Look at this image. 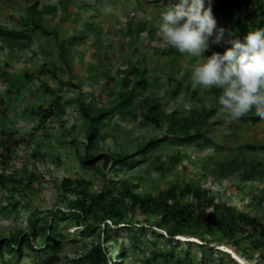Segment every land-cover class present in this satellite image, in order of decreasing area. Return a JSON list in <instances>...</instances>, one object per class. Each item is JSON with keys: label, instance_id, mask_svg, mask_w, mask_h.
I'll return each instance as SVG.
<instances>
[{"label": "rangeland", "instance_id": "rangeland-1", "mask_svg": "<svg viewBox=\"0 0 264 264\" xmlns=\"http://www.w3.org/2000/svg\"><path fill=\"white\" fill-rule=\"evenodd\" d=\"M241 2L212 0L217 25L231 32L233 38L264 34V27L257 29L260 18L256 11L259 5L264 9V0L246 10ZM167 3L0 0V139L8 137L11 142L7 157L0 146V239L35 232L62 211L67 216L56 218L57 232L63 237L55 264H94L90 254L95 247L114 264H174L178 260L190 264H264V240L260 248L253 247L260 233L239 235L237 243L226 245L217 242L216 229L191 222L170 242L167 229L172 224L164 227L157 216L141 213L125 197V215L118 227L111 220L105 221L104 227L113 236L105 241L102 223L92 213L83 222L75 211L77 192L82 189L63 186L64 178L83 180L88 194L101 195L109 203L113 197L122 198L126 189L149 197L171 186L190 185L210 200L228 203L264 225V175H243L245 161L264 165V119L253 114L241 122H231L220 112V90L215 93L214 87H193L191 72L200 58L166 47L158 31L159 14ZM32 18L48 33L35 27ZM25 29L27 35L20 39L3 34ZM228 46L212 44L205 55L222 54ZM133 67L142 73L134 69L130 73ZM126 75L130 86L142 79L146 87L138 90L130 114L114 113L99 125L103 138L97 141L94 153H123L125 159H140L135 155L140 143L167 134L164 121L159 127L144 118L140 104L146 98L166 114L174 111L190 117L208 111L204 130L210 144H181L168 135L132 169L105 168L101 163L98 170L83 168L85 124L75 99L87 92L98 107H109L124 90ZM57 98L60 107L44 119V109ZM230 159L238 165L227 177H219V166ZM184 200L190 202L193 197ZM191 232H196L193 238L201 246L182 241L192 236ZM34 242L39 244L38 237ZM121 243L125 250L119 259ZM218 246L229 249V253ZM154 251L174 255L153 259ZM3 259L10 264L43 262L26 249L22 255L5 254Z\"/></svg>", "mask_w": 264, "mask_h": 264}, {"label": "trees", "instance_id": "trees-1", "mask_svg": "<svg viewBox=\"0 0 264 264\" xmlns=\"http://www.w3.org/2000/svg\"><path fill=\"white\" fill-rule=\"evenodd\" d=\"M241 6L244 10L260 0H241ZM36 5L31 6V12L34 16L36 12ZM256 11H259V24L257 29L264 27V9L261 5L256 7ZM32 23L35 27L41 28L45 33H48L36 18H32ZM6 36L20 39L27 35V30L11 31L10 33H3ZM62 46V45H61ZM141 74L142 71L136 67L131 69V72ZM130 79L125 76L123 79L124 90L119 92L114 102L109 107H98L95 104V98L91 94L85 92L80 97L75 99V107L84 119L85 124V151L81 158V165L85 169L98 170V166L101 163L103 167H110L111 169L122 170L129 167L133 168L135 164L148 157L151 150L158 147L162 142L168 139V135L171 136V140L178 141L181 144H197L201 147L208 146L210 144V138L206 136L205 127L208 124L207 117L209 112L203 111L200 115H193L190 117L179 116L177 112H171L166 114L160 110L156 102L150 101L148 98L142 101L140 107L143 108V116L146 120L154 122L157 126H161L162 121L167 124L166 135L162 137L150 138L147 141L140 143L136 147L135 155L141 157L132 158L129 156L127 159L126 154H110L107 152L94 153L93 150L97 146V141L102 139L103 136L99 134L98 127L105 121L110 120L112 114L116 113L118 116L130 114L135 104L137 92L139 89L146 87L145 80H137L134 85L131 84ZM218 89L214 88V92L218 93ZM49 109H44V119L51 116L60 107V100L55 99ZM192 112V111H191ZM258 119V118H257ZM170 140V139H169ZM0 146L2 147L6 157L11 150L10 139L1 138ZM237 162L230 159L226 164L219 166L217 175L219 177H227L237 166ZM244 165V177L251 178L257 175H264V165L262 162H243ZM75 185L76 188H81L82 191H78L79 201L75 206V211L81 215L83 222L88 219V216L92 213L93 217L102 223V233L105 234V241L111 240L112 235L110 230L104 227L105 221H112L115 227L124 218L125 211L122 203H124V197L128 198L133 207H138L141 213L151 214L159 218V222L168 227L172 224L171 228L167 229V235L169 241H174V236L179 235L182 232V228L191 222L197 225H203L204 227L213 228L218 231L220 240L218 243H225L226 245L237 243L236 238L239 235H244L248 232L252 234L260 233L259 240H253V247L260 248L264 238V225H261L257 218L249 216L246 212L238 211L228 203H218L205 197V193L200 189H192L190 185H185L183 188L177 186H171L165 191L159 192L156 195L149 197H141L138 194L130 192L126 189L123 192L122 198H112V202L105 203L103 196H93L86 192V182L83 180H71L69 178L63 179V186L68 189ZM192 195L193 201H185V197ZM95 208V210H93ZM59 215L56 217L54 214L49 220L43 222L39 228L35 229V232L21 233L16 236L0 239V264H10L7 260L3 259L5 254L22 255L23 250L26 249L29 253H35L38 259H41L42 264H55L59 261L58 251L62 248L61 238L63 234H59L57 231L56 218L64 219L67 213L58 211ZM248 229V230H247ZM196 232H191L194 236ZM197 235V234H196ZM39 239V244H36L35 239ZM176 243L180 240L175 239ZM261 240V241H260ZM221 241V242H220ZM201 246V243L188 242ZM119 259L123 257L124 245L118 244ZM213 251V250H212ZM40 252H46L44 255H40ZM172 252L163 253L160 251H154L153 259H170L173 256ZM92 262L94 264H114L105 258L99 247L93 248ZM41 264V263H39ZM118 264V262H115ZM149 264V262H148ZM174 264H190L184 261L178 260Z\"/></svg>", "mask_w": 264, "mask_h": 264}, {"label": "clouds", "instance_id": "clouds-1", "mask_svg": "<svg viewBox=\"0 0 264 264\" xmlns=\"http://www.w3.org/2000/svg\"><path fill=\"white\" fill-rule=\"evenodd\" d=\"M211 5L212 0H168L159 14V34L166 47L200 58L191 72L193 87L220 90L222 115L234 123L253 114L264 119V34L233 38L217 25ZM222 42L230 45L222 54L205 55L212 44Z\"/></svg>", "mask_w": 264, "mask_h": 264}, {"label": "bare ground", "instance_id": "bare-ground-1", "mask_svg": "<svg viewBox=\"0 0 264 264\" xmlns=\"http://www.w3.org/2000/svg\"><path fill=\"white\" fill-rule=\"evenodd\" d=\"M190 237H193V236H190ZM229 250V249H228Z\"/></svg>", "mask_w": 264, "mask_h": 264}]
</instances>
